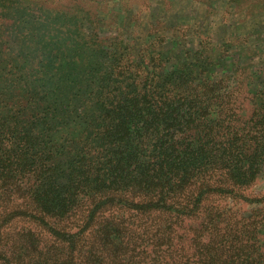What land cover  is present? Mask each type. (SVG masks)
I'll return each instance as SVG.
<instances>
[{
	"label": "trees",
	"instance_id": "trees-1",
	"mask_svg": "<svg viewBox=\"0 0 264 264\" xmlns=\"http://www.w3.org/2000/svg\"><path fill=\"white\" fill-rule=\"evenodd\" d=\"M225 2L0 1V264H264V0Z\"/></svg>",
	"mask_w": 264,
	"mask_h": 264
},
{
	"label": "rangeland",
	"instance_id": "rangeland-1",
	"mask_svg": "<svg viewBox=\"0 0 264 264\" xmlns=\"http://www.w3.org/2000/svg\"><path fill=\"white\" fill-rule=\"evenodd\" d=\"M2 1V0H0ZM27 1L28 4H25L24 5V2ZM33 0H20V3L23 4L21 6V9H24L26 6L29 5V3H31ZM48 2H50L51 4L48 5L49 8H52V9H61L59 7V3L61 2V0H46ZM64 1V0H62ZM225 0H218V5H217V8H221L223 11H224V8H225ZM182 4V3H181ZM216 5V4H215ZM186 10H187V14L188 15H191L193 13H196L197 10H199V5L194 2V1H189V2H186ZM222 13L220 12L217 16V19L220 20L221 19V16ZM241 16V17H240ZM243 15L240 14L239 16H237V22H240V20L242 19H246L244 17H242ZM257 16V14H256ZM263 17V19H262ZM257 19H261V23H257V28L255 29H249L247 31V28H248V25L244 26V27H240V28H237L235 29V32L240 35V36H250V41L252 42L253 40H255L259 35H261V32H262V29L264 28V14H260L257 16ZM230 20H235L234 17H231ZM258 22V21H257ZM245 25V24H244ZM4 26H6L5 23H0V36H3V37H6L4 35H6L7 33H5L3 31V28ZM251 44V43H250ZM258 189L260 188H264V180H262V182H260L259 186L257 187Z\"/></svg>",
	"mask_w": 264,
	"mask_h": 264
}]
</instances>
